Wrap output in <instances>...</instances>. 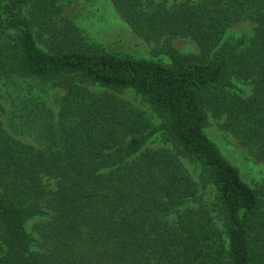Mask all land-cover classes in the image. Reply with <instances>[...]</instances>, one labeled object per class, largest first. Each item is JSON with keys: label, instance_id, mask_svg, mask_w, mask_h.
Listing matches in <instances>:
<instances>
[{"label": "trees", "instance_id": "obj_1", "mask_svg": "<svg viewBox=\"0 0 264 264\" xmlns=\"http://www.w3.org/2000/svg\"><path fill=\"white\" fill-rule=\"evenodd\" d=\"M66 1L0 0V86L39 89L13 99L11 133L0 123V264H264V191L204 132L217 120L264 164V0H110L167 62L89 44L62 16ZM241 23L252 35L227 39ZM176 39L199 52L179 53ZM45 85L63 92L56 115ZM127 90L157 128L114 95ZM157 132L170 149L144 148Z\"/></svg>", "mask_w": 264, "mask_h": 264}, {"label": "rangeland", "instance_id": "obj_2", "mask_svg": "<svg viewBox=\"0 0 264 264\" xmlns=\"http://www.w3.org/2000/svg\"><path fill=\"white\" fill-rule=\"evenodd\" d=\"M62 16L78 27L82 37L89 44H94L111 53L167 62L164 56L157 53L160 45L145 42L133 33L123 18L116 12L110 0H69L63 4ZM252 31L253 26L251 24L241 23L229 29L226 37L230 40L250 37L253 33ZM10 37L7 36L5 41L9 42L11 40ZM38 45L45 49L44 44L40 41ZM173 46L179 53L184 55L197 54L199 52L196 44L189 39H176L173 41ZM34 83L31 80H22L16 77L0 86V123L6 132L11 133L10 123L13 117L12 112L14 111L12 106L13 99L25 95L24 93H30V95L38 94L39 89L34 88ZM234 84L243 91L242 95L244 97L249 95L251 87L247 84L237 81ZM44 89L47 92L42 95V98L56 115L58 112L56 101L63 95V92L58 88L49 89L48 85H45ZM90 90L94 93L102 91L96 87H90ZM108 93H111V91ZM114 95L142 112L154 127L157 128L159 126V120L140 96L129 90L116 92ZM16 102L18 104L19 100ZM219 123L209 117L208 125L204 128L207 137L216 145L223 157L239 170L242 180L251 189L259 192L264 191V164L252 156L248 149L242 146L233 134L220 129ZM14 138L25 144L33 143L32 139L24 134L15 135ZM165 139L166 136L162 132H157L147 141L144 148L168 150L170 149V144ZM181 163L190 176L197 180L199 174L197 164L184 158L181 159ZM214 196V190L211 186H208L203 192V203L209 209L214 201ZM195 206L197 205L185 204L187 208ZM169 220L175 221L176 215L171 216ZM40 221L31 222L28 225V231L32 233L34 225L39 224ZM214 221L220 228V223L215 217Z\"/></svg>", "mask_w": 264, "mask_h": 264}]
</instances>
